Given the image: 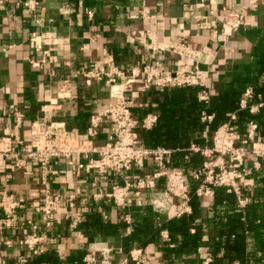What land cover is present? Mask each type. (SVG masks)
<instances>
[{"label":"crops","instance_id":"obj_1","mask_svg":"<svg viewBox=\"0 0 264 264\" xmlns=\"http://www.w3.org/2000/svg\"><path fill=\"white\" fill-rule=\"evenodd\" d=\"M21 1L24 0L0 4V138L17 136L24 146L30 145L34 123L46 126L58 122L67 130L84 133L90 117L109 105L104 82L93 80L88 85L81 74L90 63L111 61L127 72L159 62L164 70L174 72L180 65L190 68L194 63L169 50L171 41H181L199 53L197 65L208 72L207 82L211 84L221 78L228 80L232 66L249 60L250 48L264 35L262 5L246 9L244 26L237 32L228 33L223 25L225 15L245 6V0H90L89 5L79 0H40L41 7L34 12L18 4ZM147 32L156 35L159 50L149 49ZM45 56L46 62L41 63ZM64 80L69 81V86L68 95L62 98L59 91ZM126 96L141 120L147 115L157 118L150 89L141 92L140 84L135 83ZM10 106L22 116L19 126ZM110 132L108 124L101 125L94 145L105 143ZM158 149L168 151L154 150ZM14 163L15 160L0 159V190L23 197L26 205L16 213L11 227L0 229V264H23L30 256L18 243L31 232L27 220L43 230L35 212L44 190L40 169L31 160L21 168ZM144 166L103 177L80 171L64 159L53 160L47 176L50 189L62 199L73 194L76 207L63 209L57 215L60 223L47 230L45 252L56 250L64 256L75 251L84 238L70 228L65 214L82 213L93 194L114 184H133L152 175ZM135 170H140L142 176H136ZM164 191H143L139 197L142 206L148 194L151 205L155 200L161 203L164 210L160 214L164 217L180 215L182 202L166 197ZM4 217L0 210V222ZM85 247L87 252L104 251L98 264H121L126 260L116 239L100 240ZM148 263L160 264L153 260Z\"/></svg>","mask_w":264,"mask_h":264},{"label":"trees","instance_id":"obj_2","mask_svg":"<svg viewBox=\"0 0 264 264\" xmlns=\"http://www.w3.org/2000/svg\"><path fill=\"white\" fill-rule=\"evenodd\" d=\"M79 1L90 4V0ZM247 88L251 89V98L245 108H240ZM150 90L157 118L148 130L136 128L139 146L170 152L165 167L168 171L180 170L186 179L188 212L164 217L153 211L148 194L142 207L132 205L124 209L104 199H91L73 230L84 238L75 251L60 256L56 250H50L30 255L23 264H85V246L115 239L126 258L125 264H137L130 258L133 249L142 251L138 264H149L148 260L160 264H204L206 260V264H264V158L250 152L244 156L243 169L248 175L240 180L239 188L241 198L247 202L240 207L237 194L225 186H209L210 196L198 195V189L205 185L203 165L211 159L191 149L192 146L200 150L211 148L215 132L224 124H229L238 135V144L252 143L248 130L250 123L254 124V140L264 145V35L250 48L249 60L232 66L228 80L207 82L205 88L152 87ZM203 90L208 92L207 102L199 100ZM259 104L261 107L256 112H250L251 107ZM202 114L212 116L211 121L202 122ZM132 115L141 121L137 111L132 109ZM255 162L258 167L254 166ZM144 167L150 174L158 170L151 157ZM135 171L136 176H142L140 170ZM165 189L166 179L159 177L150 191ZM67 228L68 222L64 225L66 232ZM162 232H166L167 239L162 237Z\"/></svg>","mask_w":264,"mask_h":264},{"label":"built area","instance_id":"obj_3","mask_svg":"<svg viewBox=\"0 0 264 264\" xmlns=\"http://www.w3.org/2000/svg\"><path fill=\"white\" fill-rule=\"evenodd\" d=\"M8 0H0V4ZM27 11L34 12L40 9V0H24L19 2ZM262 5L264 0H245V6L229 11L223 18V25L228 33L237 32L244 26L245 11ZM42 9V8H41ZM89 18L92 14L88 12ZM148 47L152 52L159 50L156 47V35L147 32ZM169 50L190 61L194 62L193 66L186 68L179 66L174 72L163 69L159 62L147 64L141 68L132 69L130 71H122L111 61H99L90 63L89 68L81 74L85 78L86 84L90 85L93 80L104 82L108 88V95L111 102L107 107L99 113L94 114L89 119V124L84 133L76 130H67L63 123L53 122L46 126L40 123H34L30 131V145L24 146L22 140L17 136H9L0 138V159L15 160L14 166L21 168L27 160L37 163L42 177L44 186L41 196V204L35 208V212L40 216V222L43 230L40 231L39 225L32 220H27V224L31 228V232L19 240V245L25 247L29 255H37L45 252L43 244L48 238L47 230L54 223L59 224L57 215L63 209H75V196L68 195L66 199L52 193L47 182V176L50 172V164L53 160L64 159L68 165L75 166L78 170L85 173H96L99 176L109 177L114 174L121 175L128 172L132 167L142 168L146 160L151 157L157 165V172L148 175L143 179L137 180L135 183L124 181L122 184H114L108 190L93 194L92 199L99 201L101 199L113 204L114 206L124 209L132 205L142 207L139 200L143 191L152 190L155 186V180L159 177H165L166 189L164 195L179 199L182 202L181 214L188 212L187 201V182L182 172L178 169L168 171L165 164L169 159V151L166 150H147L139 146L140 140L136 133V128L141 127L148 130L153 127L156 122V116L147 115L141 121H137L132 115L133 105L126 96L129 87L132 84L139 83L140 91L144 92L152 87H189L197 86L205 88L208 80V72L202 70L197 65L199 53L187 47L181 41H171ZM33 63V60H30ZM41 63L46 62V56L41 58ZM69 81L64 80L59 91L60 97H66ZM252 92L247 88L244 92V98L240 101V108H245L247 100L251 98ZM199 100L207 102L208 92L203 90L199 94ZM261 107V104L253 106L250 112L254 113ZM9 111H13L16 116L17 126L21 124L22 116L16 112L14 106L9 107ZM234 119V115H231ZM212 116L202 114V122H210ZM103 124H108L111 128L110 135L102 145H94V140L98 136L99 128ZM255 125L250 123L248 137L253 141V155L257 158H264V145L259 140H254L253 131ZM206 138V132L203 133ZM239 139L233 128L229 124L220 126L215 132L212 139L211 148L199 149L193 146L194 151H199L204 157H208L214 152L222 150H231L233 142ZM22 148V149H21ZM235 169L228 173H222L218 177H209V184L201 186L198 189V195L210 196L212 191L209 186H225L232 189L238 196L240 207H244L247 200L241 198L240 188L237 185V179L248 175L243 169L242 157L244 153L242 149L238 150ZM255 167L258 164L255 163ZM209 165L205 162L203 170L208 169ZM241 168V169H240ZM240 169V170H239ZM211 174V173H210ZM206 184V183H205ZM26 200L13 193L0 190V210L5 217L0 222V229L9 228L14 222L17 212L24 209ZM153 211L160 213L164 210L160 202L154 201L152 204ZM65 219L69 221V226L75 229L77 223L81 219V212L77 211L72 216L65 214ZM129 222V217H125ZM162 237L167 239L166 232L161 233ZM9 244V243H7ZM104 251H90L83 257L85 264H98L99 256H103ZM142 257L140 249H133L130 252V258L133 262L139 263ZM204 262V264L207 263ZM126 260L121 264H125Z\"/></svg>","mask_w":264,"mask_h":264},{"label":"rangeland","instance_id":"obj_4","mask_svg":"<svg viewBox=\"0 0 264 264\" xmlns=\"http://www.w3.org/2000/svg\"><path fill=\"white\" fill-rule=\"evenodd\" d=\"M238 142H239V139H237V140H235L233 142L231 150H222V149H220L219 151L214 152V154L206 157V158H210L211 160L206 162L209 165V168L205 169L204 171H202V174L204 175V184L206 183L204 186H207V184H209L208 183L209 182L208 178L210 176L215 178V177L220 176L224 172L228 173V172H231L232 170L235 169L236 158H237V154L239 153V151H238L239 149L243 150L244 156L248 152L253 154L252 153V151H253V141H252L251 144H248V143H246L244 141H242L240 144H238ZM242 162L244 163V157H242ZM255 163H254V166H255ZM242 178L243 177L237 179V182H236L237 185H239L240 180Z\"/></svg>","mask_w":264,"mask_h":264}]
</instances>
